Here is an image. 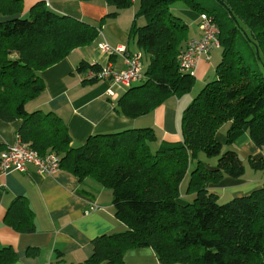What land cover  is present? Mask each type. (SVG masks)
<instances>
[{
    "label": "trees",
    "instance_id": "16d2710c",
    "mask_svg": "<svg viewBox=\"0 0 264 264\" xmlns=\"http://www.w3.org/2000/svg\"><path fill=\"white\" fill-rule=\"evenodd\" d=\"M103 1L114 10L94 25L51 10L44 0L27 14L23 0H0V119L20 120L17 137L26 146L41 156L56 153L60 168L110 189L114 215L125 225L121 232L95 237L83 264L120 263L128 250L139 247L151 248L162 264H264V184L226 202L210 189L245 171L238 152L222 151L223 145L232 146L247 132L256 147L264 148V0H214L218 7L211 10L202 6L205 0ZM131 5L137 7L128 41L135 42L146 65L140 84L116 98L117 111L135 118L191 89L194 75L181 71L177 59L190 38L181 8L214 19L221 49L216 78L183 110L178 141L155 145L154 130L141 127L91 134L83 144L71 145L60 116L27 111L25 105L44 90V69L93 42L105 18ZM139 16L145 24H136ZM84 67L81 63L79 69ZM226 122L221 143L216 135ZM5 148L0 144V152ZM200 153L217 157L216 164ZM247 162L254 170L264 168V156ZM187 175L186 192L194 196L183 202L181 183ZM4 221L19 232L34 231L24 197L12 201ZM15 258L9 247L0 250V264Z\"/></svg>",
    "mask_w": 264,
    "mask_h": 264
},
{
    "label": "crops",
    "instance_id": "0c3cea01",
    "mask_svg": "<svg viewBox=\"0 0 264 264\" xmlns=\"http://www.w3.org/2000/svg\"><path fill=\"white\" fill-rule=\"evenodd\" d=\"M37 1L41 0H23L25 14ZM44 1L57 13L94 25L102 16L114 10L102 0ZM179 12L191 17L195 24L190 37L199 36L197 14L182 8ZM134 13L133 9L119 10L115 17L101 24L100 33L93 42L75 48L40 73L44 90L27 102L25 109L49 111L60 116L66 124L71 145L83 144L91 134L141 127L154 130L157 136L155 145L180 140V118L191 102L193 90L180 97L170 95L153 111L130 118L115 109L116 98L127 88L113 85L107 80L84 78L85 71L93 64L102 66L109 63L116 70L124 68L125 58L122 54H104L97 45L106 41L112 47L121 44L133 52L128 45V30ZM211 58L206 60L201 57L194 72L195 79L206 81ZM81 63L85 67L79 69ZM19 126L20 120L6 122L0 119V144L5 147L13 144ZM216 137L224 143V133L218 131ZM226 147L236 150L244 164L248 157L264 156L263 149L256 147L246 134L241 135L232 146ZM263 184L264 168L254 170L249 166L245 167L240 178L225 177L210 189L218 195L228 193L232 198L247 194ZM19 197L26 199L33 213L32 232H19L4 221L7 208ZM123 230L125 225L114 215L111 190L89 178L80 181L63 168L53 175L41 174L33 164H28L24 171L0 174V250L9 247L15 253L16 258L10 264H83L93 251L92 240L95 237ZM114 264L162 263L151 248L139 247L128 250L123 260Z\"/></svg>",
    "mask_w": 264,
    "mask_h": 264
},
{
    "label": "built area",
    "instance_id": "2783aa9c",
    "mask_svg": "<svg viewBox=\"0 0 264 264\" xmlns=\"http://www.w3.org/2000/svg\"><path fill=\"white\" fill-rule=\"evenodd\" d=\"M197 18L200 35L189 38L177 56L180 70L191 75H194L201 57L210 60L211 52L220 45L219 29L214 19L204 12L199 13ZM97 47L104 54H122L125 58V66L116 70L107 63L97 69L88 68L84 74L86 80H108L113 85L127 88L144 77L140 51L131 52L121 44L112 47L106 41L99 42ZM28 164H33L41 174L53 175L60 169V158L54 152L41 156L18 137L13 144L0 152V174L24 171Z\"/></svg>",
    "mask_w": 264,
    "mask_h": 264
},
{
    "label": "rangeland",
    "instance_id": "374dc122",
    "mask_svg": "<svg viewBox=\"0 0 264 264\" xmlns=\"http://www.w3.org/2000/svg\"><path fill=\"white\" fill-rule=\"evenodd\" d=\"M103 1V0H102ZM201 4H202V6H204L205 8H207V9H209V10H211L213 7H218V5L215 3V1L214 0H205V1H201ZM178 5H181L180 3L178 4ZM136 5H131V6H128V7H126V8H124V9H133V11L135 12V10H136ZM119 10H121V9H119ZM106 15V14H105ZM105 15L104 16H102L100 19H99V21L102 19V18H104L105 17ZM182 16H183V18L187 21V23L189 24V34H191L192 35V33H193V30H194V28H195V24H193V21H192V19H191V17H189L188 15H186V14H182ZM109 18H112L111 16L109 17ZM109 18H105L104 20H103V23L104 22H106V20L107 19H109ZM134 19V14H133V16L131 17V20H133ZM99 21L97 22V24H99ZM146 18H144L143 16H139V17H137L136 18V24L137 25H143V24H145L146 23ZM131 23H132V21H131ZM131 25V24H130ZM130 28V27H129ZM196 29L198 30L199 28H198V18H197V25H196ZM192 37H198V36H192ZM191 38V37H190ZM129 43H128V45H129V48H130V50H132L133 52L134 51H137V47H136V44H135V42L133 41V40H131V41H128ZM98 48V47H97ZM99 50V49H98ZM100 51V50H99ZM220 55H221V49L220 48H216V49H214V51H213V53H212V58H211V68H210V71L208 72V76H206V81H204V82H202L201 80L199 81V80H197V79H195L194 78V83H193V85H192V87H191V89L189 90V91H194V93H193V95L191 96V100H192V98L194 97V96H196V94H198L199 93V91L201 90V88H202V86L206 83V82H208V81H211L212 79H214V78H216V74H215V65L217 64V62L219 61V59H220ZM142 64H143V67H145V65H146V60H145V58L143 57L142 58ZM105 65V64H104ZM213 71V72H212ZM212 73V74H211ZM140 82L141 81H136V82H134L132 85H138V84H140ZM186 92V93H190V92ZM121 93H122V90H121ZM186 93H184V94H186ZM183 94V95H184ZM182 96V95H181ZM180 97V96H179ZM229 126V122H226V123H224L220 128H219V132L220 133H224V131L226 130V128ZM243 134H246L247 136H248V133L247 132H245V133H243ZM242 134V135H243ZM249 137V136H248ZM151 145V147L152 148H154V144L153 143H151L150 144ZM225 149H227V147H226V145H223L222 146V151H224ZM263 149V151H264V148H262ZM200 158L202 159V160H204L205 162H207V163H209L210 165H215L216 164V161H217V157H207L206 155H204V153H200ZM245 167L246 168H248L249 167V164L246 162L245 164ZM187 182H188V175L187 176H185V178L183 179V181H182V183H181V197L183 198L182 200H183V202L184 201H187V202H190L191 200H192V198H193V193H187L186 192V186H187ZM231 198V196H229L228 195V193H226V194H219V201L220 202H226L227 200H229Z\"/></svg>",
    "mask_w": 264,
    "mask_h": 264
}]
</instances>
